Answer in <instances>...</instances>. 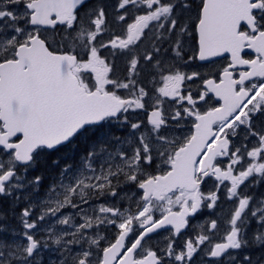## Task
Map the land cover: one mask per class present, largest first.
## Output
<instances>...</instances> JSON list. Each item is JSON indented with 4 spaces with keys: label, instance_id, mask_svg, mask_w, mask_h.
<instances>
[{
    "label": "snow or ice",
    "instance_id": "1",
    "mask_svg": "<svg viewBox=\"0 0 264 264\" xmlns=\"http://www.w3.org/2000/svg\"><path fill=\"white\" fill-rule=\"evenodd\" d=\"M262 189L264 0H0V264H264Z\"/></svg>",
    "mask_w": 264,
    "mask_h": 264
},
{
    "label": "flooded vegetation",
    "instance_id": "2",
    "mask_svg": "<svg viewBox=\"0 0 264 264\" xmlns=\"http://www.w3.org/2000/svg\"><path fill=\"white\" fill-rule=\"evenodd\" d=\"M227 55L228 54H225L223 57H214V58H212V61L211 62H208V61H204V62L197 61L196 64L202 65V67L200 69L201 71H208L209 69L216 68V67H220V66H223L224 64H226V62H227ZM254 55H255V53L251 49H246L245 50V57L246 58L252 57ZM210 96H211V94H210ZM210 103L213 106H216V98L214 96H211ZM204 107H206V106H204ZM187 127H190V123L187 125ZM187 127L185 128V131H187ZM262 190H264V189H262ZM230 208H231V204L229 202H226L223 199V197H222L221 202H220V206L217 209H215L214 211H215V213H217V214H223L226 217L228 211L230 210ZM209 211H213V210H207V209H205L202 214L197 215L195 218H192L190 220V226L186 230L185 236L190 235V234H193L192 228L195 227V226H198L199 224H202L204 222V220L208 217ZM158 215L159 214L157 213V216ZM213 218H215V217H213ZM221 231H223V225L221 226ZM166 235H167V232L166 231L160 230L158 233L152 234L151 239H150L149 242L152 243V244H155L157 241L161 240ZM184 238L185 237L182 236L177 241V243L178 244L179 243H182V241H183ZM45 263L47 264V261H45Z\"/></svg>",
    "mask_w": 264,
    "mask_h": 264
},
{
    "label": "rangeland",
    "instance_id": "3",
    "mask_svg": "<svg viewBox=\"0 0 264 264\" xmlns=\"http://www.w3.org/2000/svg\"><path fill=\"white\" fill-rule=\"evenodd\" d=\"M53 257H54V254H53ZM47 261V260H46ZM46 264V263H45Z\"/></svg>",
    "mask_w": 264,
    "mask_h": 264
}]
</instances>
